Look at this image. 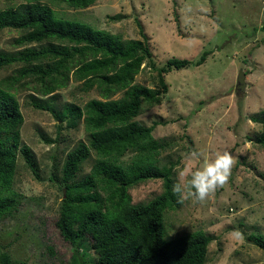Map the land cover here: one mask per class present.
I'll use <instances>...</instances> for the list:
<instances>
[{"label":"rangeland","instance_id":"obj_1","mask_svg":"<svg viewBox=\"0 0 264 264\" xmlns=\"http://www.w3.org/2000/svg\"><path fill=\"white\" fill-rule=\"evenodd\" d=\"M21 1L0 0V11ZM47 3L60 18L121 36L124 41L143 40V32L158 68L172 59L193 63L165 75L169 90L162 103L145 109L136 120L153 128L155 140L166 144L159 166L174 163L176 178L182 155L193 149H226L235 165L228 183L207 202L189 199L166 214L165 236L174 239L205 232L213 239L206 264H264V251L247 239L264 235V149L255 143L262 126L252 121L264 113V0H98L86 10L67 8L61 0ZM21 35L1 30L0 52L15 55L25 49L15 45ZM206 53V62L196 66ZM20 67L2 69L0 84L11 82ZM240 71L245 74L246 88L239 95ZM157 81V72L146 66L136 83L156 88ZM81 86L71 82L47 97L18 85L12 91L24 117L21 143L32 152L31 164L18 156L13 182L18 208L0 220V256L9 255L14 264L67 263L73 253L56 222L63 200L65 159L89 136L83 121L75 127L68 124L71 115L63 108L83 109L98 99L96 91L85 94ZM37 103L52 110L37 109ZM135 155L130 152L121 160L130 164ZM95 162L93 156L82 165L77 181L91 174ZM162 193V181H149L130 191L133 205H145ZM236 229L242 239L232 235ZM79 247L87 262H98L88 242Z\"/></svg>","mask_w":264,"mask_h":264},{"label":"trees","instance_id":"obj_2","mask_svg":"<svg viewBox=\"0 0 264 264\" xmlns=\"http://www.w3.org/2000/svg\"><path fill=\"white\" fill-rule=\"evenodd\" d=\"M53 1L22 0L0 11V31L20 32L15 45L25 47L15 55L0 52V71L21 66L11 82L0 84V220L19 205V195L13 191L18 156L29 164L32 161L31 149L21 143L24 117L12 91L18 85L47 97L71 82L81 83L83 93L96 91L98 99L83 109L63 108L71 115L68 124L75 127L83 121L89 136L87 143L81 142L67 155L62 168L63 200L56 226L73 253L67 263L60 264H92L80 253L79 245L85 242L98 256L96 264H206L213 239L205 232L174 239L165 236L166 214L181 207L172 192L176 166H159L166 144L155 140L153 128L136 120L145 109L162 103L169 90L164 76L193 63L172 59L158 68L143 32V40L124 41L121 36L58 17L47 3ZM61 1L67 8L86 10L98 0ZM207 56L202 55L195 65H203ZM143 66L157 72L156 88L136 83ZM119 95L122 98L115 99ZM34 106L52 110L40 103ZM62 115L57 118L61 120ZM252 121L262 126L255 143L264 149V113ZM130 152L136 155L125 164L121 159ZM93 156L96 162L91 174L77 181L82 165ZM149 181H162L163 193L145 205H133L130 191ZM247 239L264 251V235ZM49 253L54 256L53 248ZM0 264L14 263L2 254Z\"/></svg>","mask_w":264,"mask_h":264},{"label":"clouds","instance_id":"obj_3","mask_svg":"<svg viewBox=\"0 0 264 264\" xmlns=\"http://www.w3.org/2000/svg\"><path fill=\"white\" fill-rule=\"evenodd\" d=\"M235 158L228 150H190L182 155L177 168L176 182L172 192L177 202L183 204L192 199L203 204L218 190L223 188L232 175ZM237 239H242L239 229L232 232Z\"/></svg>","mask_w":264,"mask_h":264},{"label":"water","instance_id":"obj_4","mask_svg":"<svg viewBox=\"0 0 264 264\" xmlns=\"http://www.w3.org/2000/svg\"><path fill=\"white\" fill-rule=\"evenodd\" d=\"M237 82H238L237 92L240 95L241 93H244V90L246 88L245 74L243 71H240Z\"/></svg>","mask_w":264,"mask_h":264}]
</instances>
